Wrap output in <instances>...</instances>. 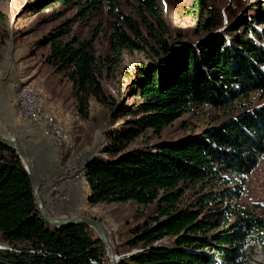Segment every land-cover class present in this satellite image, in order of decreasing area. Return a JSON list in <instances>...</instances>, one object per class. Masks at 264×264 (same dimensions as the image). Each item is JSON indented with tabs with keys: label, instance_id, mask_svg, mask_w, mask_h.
Wrapping results in <instances>:
<instances>
[{
	"label": "trees",
	"instance_id": "trees-1",
	"mask_svg": "<svg viewBox=\"0 0 264 264\" xmlns=\"http://www.w3.org/2000/svg\"><path fill=\"white\" fill-rule=\"evenodd\" d=\"M35 4L36 12L55 4L73 6L82 21L111 18L113 54L124 48L148 49L154 60L135 67V100L115 112L124 124L110 133L104 155L91 157L83 166L89 204L132 200L155 207L134 228L126 243L129 254L119 264H248L245 247L251 239L264 241V219L241 207L239 221L224 228L211 219V212H204L216 196L235 197L240 191L232 186L216 196L200 193L197 207L182 198L189 188L203 189L218 180L236 185L259 165L264 155V105L200 134L148 149L128 147L147 130L160 135L192 106L231 107L253 93L264 95V0L251 2L229 24L210 0H191L187 12L197 19L195 35L200 37L183 35L173 42L165 37V12L158 0ZM6 17L0 9V28ZM73 21L51 30L43 43L50 47L47 63L72 82L79 112L87 116L91 98L108 103L102 77L109 59L96 54L92 39L73 32ZM0 236L8 244L0 248V264H110L106 246L92 227H56L43 218L22 159L2 143Z\"/></svg>",
	"mask_w": 264,
	"mask_h": 264
},
{
	"label": "rangeland",
	"instance_id": "rangeland-1",
	"mask_svg": "<svg viewBox=\"0 0 264 264\" xmlns=\"http://www.w3.org/2000/svg\"><path fill=\"white\" fill-rule=\"evenodd\" d=\"M190 1L158 0L165 12V37L170 42L177 41L183 35L193 36L194 40L200 37L195 35L200 28L197 19L187 12ZM210 1L222 14L225 24H229L244 14L251 2L258 0ZM36 2L37 0H0V9L7 15L0 28V131L10 138H15L22 145H26L33 137L29 133L34 130L30 124H37V118L22 115V105L28 103L25 99L32 94L31 107L35 110H45L49 114L48 120L40 121L47 122V130H54V122L61 125L58 144L56 143L60 150L59 162L63 163V167H69L70 158L78 161L73 162V169H79V184L83 194L75 196L70 203H61L56 207H65L63 210L69 211L72 216L85 215L101 220L108 228L117 254L128 255L126 243L133 235L134 228L143 224L154 213V205L140 206L132 200L89 204L90 186L83 166L91 157L104 155L110 133L124 124V119L117 117L115 112L120 105H130L135 100L133 88L139 79L134 72L135 67L142 63H152L154 60L148 49L140 51L124 48L119 54H113L110 50L111 18L96 16L82 21L77 16V8L62 4L36 12ZM69 19L74 20L73 32L82 38L92 39L96 54L109 59L106 61L102 77L108 103L104 104L96 98H91L87 116L79 112L72 82L46 61L50 47L43 43L44 37ZM262 105L264 95L253 93L236 101L231 107L192 106L160 135L147 130L132 141L128 148L148 149L163 141L200 134L247 109ZM236 185L218 180L208 184L204 190L189 188L182 200L186 205L194 204L197 207L200 203V193L212 192L216 196L215 194L234 186L235 191H240L239 195L225 199L216 196L204 212H211V219L220 221L224 228L239 221L240 215L237 213L241 207L250 208L264 219V155L251 174ZM47 188L52 201H56L57 184H50ZM45 197L51 202L48 194ZM47 209L52 214L56 212L54 208ZM221 211L225 213L220 214ZM0 245H7L1 240V236ZM245 255L248 256V264H264V241L251 239L245 247Z\"/></svg>",
	"mask_w": 264,
	"mask_h": 264
},
{
	"label": "water",
	"instance_id": "water-1",
	"mask_svg": "<svg viewBox=\"0 0 264 264\" xmlns=\"http://www.w3.org/2000/svg\"><path fill=\"white\" fill-rule=\"evenodd\" d=\"M0 143L16 151L19 157L22 159V162L31 177L36 202L43 218L48 223L56 227L78 223H84L92 227L98 233L99 238L106 246L110 264H119L122 256L117 254L107 226L101 220L85 215L60 217L52 214L46 207V203L42 195V180L29 152L15 138H10L1 131Z\"/></svg>",
	"mask_w": 264,
	"mask_h": 264
},
{
	"label": "crops",
	"instance_id": "crops-1",
	"mask_svg": "<svg viewBox=\"0 0 264 264\" xmlns=\"http://www.w3.org/2000/svg\"><path fill=\"white\" fill-rule=\"evenodd\" d=\"M30 126L34 129V130H30L29 132L33 137H31L29 141H27L26 145H22V146H24V148L31 155L34 164L40 174V177L43 178L41 180H45V178L48 177L57 180L61 175L60 166L63 167V163H60L58 159V155L60 152L59 147L57 145L58 143L56 144V142L52 139V137L46 133V129L44 127L37 126L34 124H30ZM60 182L62 183V180H60ZM62 184L64 185V187L67 188V190L71 194L72 201L74 200L75 196H80L81 194H83V189L80 187L81 186L80 184L79 186L68 183H62ZM46 194H48L50 197V193L47 187H46L45 195ZM50 200L52 201L51 197ZM44 201L48 208L56 209V212L53 213L56 214V216H60V217L72 216V214L69 213V211L63 210L65 209V207L54 206L45 196H44Z\"/></svg>",
	"mask_w": 264,
	"mask_h": 264
},
{
	"label": "built area",
	"instance_id": "built-area-1",
	"mask_svg": "<svg viewBox=\"0 0 264 264\" xmlns=\"http://www.w3.org/2000/svg\"><path fill=\"white\" fill-rule=\"evenodd\" d=\"M27 112H32V116L37 117V124H34V125L44 127L46 129V133L50 135L52 139L57 143L58 131H61V125H56V122H54V130H47V122H40V115H46L45 110H27ZM22 123H27V122H22ZM73 162H78V161L70 158L69 167L60 166L61 175L57 180H54L51 177L50 178L48 177V178H45V180H42L43 198L45 196L46 187H49L50 184H57V199L56 201H51V203L54 206L61 204V203L71 202V199H72L71 194L69 193L67 188L64 187L62 183H68V184L79 186V169H73ZM80 168H81V164H80ZM60 180H62V183L60 182ZM0 246H2V248H8V244L0 245ZM10 250H13V249H10Z\"/></svg>",
	"mask_w": 264,
	"mask_h": 264
},
{
	"label": "bare ground",
	"instance_id": "bare-ground-1",
	"mask_svg": "<svg viewBox=\"0 0 264 264\" xmlns=\"http://www.w3.org/2000/svg\"><path fill=\"white\" fill-rule=\"evenodd\" d=\"M29 88V87H28ZM32 89V88H31ZM27 90V89H26ZM30 90V89H29ZM21 91V90H20ZM22 92V91H21ZM28 92V91H27ZM32 93V92H31ZM23 95V94H22ZM32 95V94H31ZM31 95L30 96H28V97H26V99L25 100H27L28 101V103H24V105H22V107H23V111H22V115L23 116H26V117H29V118H31L32 117V112H27V110H35V108L34 107H31V104H30V98H31ZM20 96V95H19ZM25 98V97H24ZM35 98V97H34ZM34 103V102H33ZM33 106V105H32ZM43 106V105H42ZM30 107V108H29ZM21 108V107H20ZM47 111V110H46ZM20 112V111H19ZM46 113V112H45ZM48 113V112H47ZM46 113V115H40V121H44V120H48L49 118H48V116H49V114H47ZM20 114V113H19ZM36 117V116H35ZM28 118V119H29ZM37 118V117H36ZM21 119V118H20ZM24 119V118H23ZM37 120V119H36ZM33 122V121H32ZM30 123V122H29ZM35 123V122H34ZM33 123V124H34ZM49 124V123H48ZM53 129H54V126H53Z\"/></svg>",
	"mask_w": 264,
	"mask_h": 264
}]
</instances>
